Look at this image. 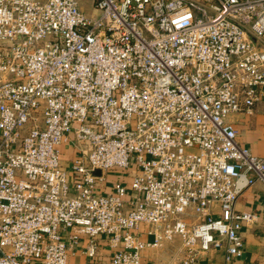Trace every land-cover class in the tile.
Instances as JSON below:
<instances>
[{
	"label": "built area",
	"instance_id": "2783aa9c",
	"mask_svg": "<svg viewBox=\"0 0 264 264\" xmlns=\"http://www.w3.org/2000/svg\"><path fill=\"white\" fill-rule=\"evenodd\" d=\"M93 2L0 0V264H67L83 237L85 264H149L176 239L177 264H230L260 218L236 204L264 158L228 117L264 100V0Z\"/></svg>",
	"mask_w": 264,
	"mask_h": 264
},
{
	"label": "crops",
	"instance_id": "0c3cea01",
	"mask_svg": "<svg viewBox=\"0 0 264 264\" xmlns=\"http://www.w3.org/2000/svg\"><path fill=\"white\" fill-rule=\"evenodd\" d=\"M228 119L238 129V138L241 144L249 147L255 155L264 158V100L257 102L254 114L239 112L231 114ZM60 150L63 165L71 171V163L80 153L79 146L75 141L68 140L60 145ZM135 173V168L130 170H110L104 175L103 180H99L98 190L101 192H112L118 182L130 186ZM263 189L264 183L258 180L254 185L247 188L237 201L236 208L238 211L254 213L260 218L253 223H243L240 234L244 238V251L240 257L234 258L230 264H264ZM129 195L132 194L129 193ZM146 227V225H142L141 230H147ZM141 239L152 241L153 238L151 235L143 233ZM85 242L86 237L81 238L74 252L69 256L67 264H85L87 262V257L81 252ZM102 244V258H108L107 256L114 249L107 242L103 241ZM178 246L179 239H176L174 244L168 243L161 247L146 246L142 249V255L149 264H177L182 256ZM225 256V248H212L201 259L199 264H227ZM161 260L164 262H160Z\"/></svg>",
	"mask_w": 264,
	"mask_h": 264
},
{
	"label": "rangeland",
	"instance_id": "374dc122",
	"mask_svg": "<svg viewBox=\"0 0 264 264\" xmlns=\"http://www.w3.org/2000/svg\"><path fill=\"white\" fill-rule=\"evenodd\" d=\"M80 3V7L86 11L87 13H92L94 12V2L93 0H78ZM114 178V177H112ZM160 262H164V261H160Z\"/></svg>",
	"mask_w": 264,
	"mask_h": 264
},
{
	"label": "water",
	"instance_id": "95a60500",
	"mask_svg": "<svg viewBox=\"0 0 264 264\" xmlns=\"http://www.w3.org/2000/svg\"><path fill=\"white\" fill-rule=\"evenodd\" d=\"M97 173L100 174V171H98Z\"/></svg>",
	"mask_w": 264,
	"mask_h": 264
}]
</instances>
